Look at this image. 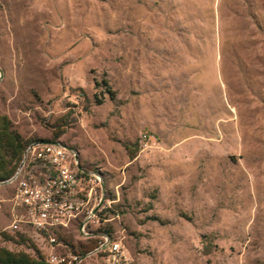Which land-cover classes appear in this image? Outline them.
Instances as JSON below:
<instances>
[{"label":"rangeland","instance_id":"rangeland-1","mask_svg":"<svg viewBox=\"0 0 264 264\" xmlns=\"http://www.w3.org/2000/svg\"><path fill=\"white\" fill-rule=\"evenodd\" d=\"M0 116L96 177L81 264H264V0H0Z\"/></svg>","mask_w":264,"mask_h":264},{"label":"built area","instance_id":"built-area-1","mask_svg":"<svg viewBox=\"0 0 264 264\" xmlns=\"http://www.w3.org/2000/svg\"><path fill=\"white\" fill-rule=\"evenodd\" d=\"M34 165L43 173L31 172ZM1 185L14 186L11 231L27 230L48 242L46 260L49 264H81L72 253H60L67 246L59 241L74 224L83 240L97 237L91 233L99 226V199L96 177L83 171L75 155L62 145L36 142L29 145L11 178ZM95 250L108 246L110 240ZM117 253L119 247L114 245Z\"/></svg>","mask_w":264,"mask_h":264},{"label":"trees","instance_id":"trees-1","mask_svg":"<svg viewBox=\"0 0 264 264\" xmlns=\"http://www.w3.org/2000/svg\"><path fill=\"white\" fill-rule=\"evenodd\" d=\"M36 143L35 140H25L14 129L12 122L7 116H0V183L11 178L17 168L18 161L26 148ZM84 172L88 173L85 168ZM32 173H43V168L34 165ZM111 212V210H108ZM91 233L97 237L86 240V243H79L74 246L69 240L60 237L59 241L63 242L70 253L82 259L88 254L94 252L103 240L98 237L106 236L112 240L111 230L108 226L94 228ZM0 241L4 245H11L19 250H11L6 246L0 247V264H49L46 255L35 244L32 235L27 230L3 232L0 234Z\"/></svg>","mask_w":264,"mask_h":264},{"label":"water","instance_id":"water-1","mask_svg":"<svg viewBox=\"0 0 264 264\" xmlns=\"http://www.w3.org/2000/svg\"><path fill=\"white\" fill-rule=\"evenodd\" d=\"M54 144H59V143H55V142H53ZM59 145H61V144H59ZM63 146V145H62ZM65 147V146H64ZM66 148V147H65ZM68 149V148H67Z\"/></svg>","mask_w":264,"mask_h":264}]
</instances>
